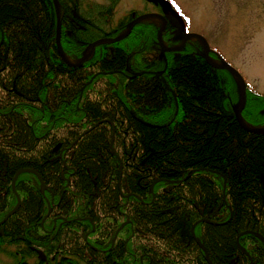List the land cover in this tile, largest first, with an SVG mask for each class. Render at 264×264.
<instances>
[{
    "label": "trees",
    "instance_id": "trees-1",
    "mask_svg": "<svg viewBox=\"0 0 264 264\" xmlns=\"http://www.w3.org/2000/svg\"><path fill=\"white\" fill-rule=\"evenodd\" d=\"M59 2L61 42L77 60L91 42L119 34L131 17L111 28L118 0ZM56 30L53 0H0V40L2 32L5 36L0 48V129L11 126L8 135L0 131V192L6 191L0 205L8 204V209L16 202L11 185L16 172L34 168L55 196L43 227L51 221V228L54 219L49 217L60 216L56 234L80 249L77 227L94 226L89 242L103 251L92 248V260L84 255L81 260L70 257L71 243H50V233L39 225L47 213L39 181L23 172L15 181L21 205L7 219L0 254L12 264H209L191 233L197 223L195 235L213 264H250V257L253 264H264V240L242 235L252 231L264 238V134L245 131L238 122L234 106L240 90L231 73L198 56L181 63L170 55L164 74L168 85L151 75L119 80L120 73L110 71H125V64L136 71L148 68L147 30L134 28L106 52L98 47L100 56L78 66L60 57ZM104 55L109 59L101 67L97 59ZM163 66L155 62L154 69ZM6 86L28 98L14 92L9 97ZM263 108L264 95L247 89L244 120L263 126ZM9 110L11 116L3 113ZM196 167L210 171L195 170L182 180ZM45 195L48 201L52 197ZM203 218L217 223L199 222ZM127 219L113 244L114 229ZM14 232L23 240L15 239ZM240 233L249 255L235 246ZM32 243L59 256L43 263L37 254L27 255ZM117 248L123 249L122 261L111 258Z\"/></svg>",
    "mask_w": 264,
    "mask_h": 264
},
{
    "label": "rangeland",
    "instance_id": "rangeland-1",
    "mask_svg": "<svg viewBox=\"0 0 264 264\" xmlns=\"http://www.w3.org/2000/svg\"><path fill=\"white\" fill-rule=\"evenodd\" d=\"M96 1H99L101 3L103 2L106 3V0H96ZM147 1L148 0H118V2L115 5V11L112 17L113 19H112L111 28L115 27L119 19H122L123 17L124 18H128L129 16L134 17L136 14H143L145 10H148L151 13H157L158 12L157 10H153L156 4L151 5ZM161 1L166 2L167 7L169 4V7H171L172 9L174 8V10L176 9V11L177 10L182 11L186 15H188L189 19L191 20L190 24H191L192 30L202 33L209 38L212 44V47L215 50H217L219 55H221L224 58V60H226V62L230 64V66L234 67L238 71V73L242 75L244 82H246V85H247L246 87L250 91H252V93L254 94L264 95V0H161ZM146 2L148 4H146ZM60 10H62V8H60ZM149 20L155 22L156 24L160 23V20L157 18H150ZM196 34L199 35V38L202 41L205 48L209 50V47L204 37L198 33ZM111 49L114 50V48H111ZM145 52H146L147 57H144V60L148 61V59H150L151 57L158 55L159 50L158 48L152 47L150 49H147V51ZM213 59L215 62L220 63V59H218V56L216 59L215 58ZM73 60H76V59H73ZM221 64H222V61H221ZM6 66L7 65H5L4 68ZM106 67L107 66H104V68ZM217 69H220V68H217ZM231 75L233 79H235V82H234L235 88H237L238 90L239 89L238 83H237L238 76H236L233 73H231ZM116 77L119 80H123V76L120 74H118ZM217 77L219 78L218 75ZM12 91L16 95L22 96V98L24 97L23 99H25L26 97L25 94L23 95L21 92L17 91L16 88L13 87ZM232 104H233V101L230 102V107L232 106ZM263 111H264V108H263ZM13 126H14V122L12 124V127ZM250 126L264 127V124L263 126H257V125H250ZM10 130H11V126L9 128L8 126H6V127H3V129H0L2 134H5V135H8ZM248 132L250 131L248 130ZM110 143L112 144V135L110 138ZM21 169H23V171H26V170L32 171L34 168L22 167ZM193 170L208 171L209 169L204 168V167H200V168L196 167L195 169H191L188 172L190 175L186 176L182 180H187L191 176ZM211 171L212 173H216V169H212ZM220 173H222V171ZM42 181H43V177H42ZM104 181H106V179ZM43 185L47 187L46 182L45 184L43 183ZM48 186L50 187V185ZM224 187H225V182L223 181V188ZM152 190L153 188L150 191ZM5 192L6 191L4 190V193ZM13 192L14 194L16 193L18 195V193L16 192V188H15V191L13 190ZM41 192L43 191L41 190ZM4 193H2V191L0 192V198L2 199L0 202H2L5 199V198H2L6 195V194L4 195ZM16 194H15L14 200L17 202L18 197ZM123 195L124 197H128L130 193H126V194L123 193ZM43 196L45 198V202L47 205V213L44 216H43L44 213L43 212L41 213L43 217L39 223L40 227H43L42 226V223L44 224L43 218L46 219L48 217V215L50 214V211L52 210V206L54 205L53 204L54 201L53 203L49 202L52 197H50L48 201L45 193L43 194ZM52 196L55 197L54 193ZM19 199H21L20 196H19ZM16 202L14 205L9 206L8 209H7L8 204H6L4 208L0 205V236H3L5 234L4 227L6 226V222L8 220H6L5 222L4 220L9 215V213L14 209V207L16 208L17 206ZM49 219L53 220L54 216H52V218L49 217ZM128 223L129 221H126V224ZM50 224H51V221L45 224L47 227L46 229L43 227L45 231L50 233V239H51L49 240L50 243L55 242L61 245L60 242L62 243L66 242V243H69L68 246H70V243H71L72 250L71 248L70 250L68 249V253L70 254V257L71 255H73L82 260L80 256L84 255L86 256V258H88V260L89 259L92 260L91 254H93L94 252L92 248H95V249L97 248L89 242V239H90L89 233L91 230H94V226H91L89 228H87V226L77 227L79 228L78 230H79V235L81 238L79 239V241L77 239V241L80 243V249H79L77 245L75 244V242L73 243V240L66 241L65 239V241H63L61 236L56 234L60 224L58 225L56 223L54 225V220H53L52 227L49 228L51 226ZM120 225L116 227L114 231L116 229H119ZM118 232L116 230L113 233L114 235L112 236L111 241L114 239V237L116 236ZM14 233H15V236H17L15 237V239L17 238L19 239V241L23 240L21 239V237L18 236L16 232ZM240 234L237 237V242L235 244L239 252L241 251V248L243 247L239 241ZM197 239L199 240V238ZM112 242L114 244V241ZM32 246L33 248L31 249V252L27 255L31 256L33 255L32 254L33 252L34 254H37L38 259L43 263H47V260L49 258L52 259L54 255L56 254L59 256L57 251H54L53 253H51L47 249H44L38 246L34 247L33 243H32ZM203 246L205 245L203 244ZM110 251H108V253H110ZM116 252L117 253L115 254V256L113 255L114 257H111V258L119 259L122 261L123 249L117 248ZM97 256L98 255H96L95 257ZM206 256H207L206 257L207 259L210 258L209 254H207ZM115 263L116 262H114L113 264ZM0 264H12V260L11 258L7 257V255L0 254ZM209 264H213L212 261L211 263L209 262Z\"/></svg>",
    "mask_w": 264,
    "mask_h": 264
},
{
    "label": "flooded vegetation",
    "instance_id": "flooded-vegetation-1",
    "mask_svg": "<svg viewBox=\"0 0 264 264\" xmlns=\"http://www.w3.org/2000/svg\"><path fill=\"white\" fill-rule=\"evenodd\" d=\"M147 2H149L151 5L152 4H156L155 5V7L153 8V10H157L158 12L157 13H160V14H162L163 16H162V19L161 18H157V19H159L160 20V23H158V24H156L155 22H153V21H151V20H149V19H146V20H143V21H141V22H139L138 24H136V26L134 27V28H136V27H138V28H141V29H145V30H147L148 32H147V44L145 45V47H146V49H150V48H152V47H155V48H158V50H159V52H158V55H155V56H153V57H151L150 59H148V68H146V69H142V70H138L137 72L138 73H140V74H138L136 77H139L140 75H151V76H156V77H161L163 80H164V82H165V84L166 85H168V83H167V81H166V78H165V76H164V74L166 73V71H167V69L169 68V56L170 55H173L175 58H176V61H179V62H181V63H185V62H187V61H190V60H192V59H190V58H193V56H198V57H200L201 59H203V60H205V58L203 57V55H202V53L204 52V50H203V46H202V44H201V42L198 40V39H196V38H191V39H189V40H187V42L185 43V47H184V49H182V50H170V51H167L166 52V55L165 56H163V57H161L160 55H159V53H160V50H161V47H160V44L158 43V33H159V30H160V27L161 26H164V31H163V37H162V40H163V44L166 46V47H168V48H177V47H181L182 45H183V40L182 39H177V27L175 26V24L173 23V21L171 20V17L174 15V12L173 11H175V13L179 16L178 18H182L183 19V21H184V24H182L181 23V21L179 22L180 23V27L181 28H183L184 27V32L185 33H198V34H200V35H202L203 37H204V39L206 40V43H207V45H208V47H209V50L208 51H210V55H211V57L212 58H217V54H219L218 52H217V50H215L213 47H212V44H211V42H210V40H209V38L206 36V35H204V34H202V33H199V32H197V31H195V30H192V28H191V20L189 19V17H188V15H186L184 12H182V11H179V10H177L176 11V9L174 10V8L172 9L171 7H169V4H168V7H167V3L166 2H162L161 0H148ZM146 2V4H148ZM161 2H162V4H161ZM150 5V6H151ZM157 7H159V8H157ZM145 13H151V12H149L148 10H145L144 11V13L143 14H145ZM139 15H142V14H136L134 17H130L129 19H127L126 21H124L123 23V25H124V27L125 26H127V24L130 22V21H132L134 18H136L137 16H139ZM163 20H166V23H164V21ZM133 28V29H134ZM123 30H124V28H123ZM122 30V31H123ZM115 31V30H114ZM121 31V32H122ZM133 31V30H132ZM132 31H131V33H132ZM120 32V33H121ZM119 33V34H120ZM130 33V34H131ZM138 33H141V31L139 30V32ZM119 34H117L116 36H118ZM129 34V35H130ZM128 35V36H129ZM116 36H105V37H103V38H107V37H116ZM127 36V37H128ZM151 37H152V39H151ZM2 39V38H1ZM111 44H113V43H107V42H104V43H102V44H99L98 46H96L95 47V51H94V55H93V58L92 59H94L96 56H100V54L99 53H101L102 54V51L101 52H99L97 55H96V53H97V48L98 47H101L102 49L101 50H103V52H106V48L107 47H111ZM154 44H155V46H154ZM114 52V51H113ZM121 55H123V52H121ZM215 55V56H214ZM109 56H105L104 55V57H102L101 59H97L98 60V62H99V65L101 66V63H103L104 61L105 62H107V59H109L108 58ZM147 57V56H146ZM91 59V60H92ZM90 61V60H89ZM206 62H207V60H205ZM155 62H159L162 66H163V68L162 69H159V70H156V69H154V64H155ZM108 63V62H107ZM152 64V65H151ZM102 67V66H101ZM163 69H165V72L162 74V75H160V76H157L155 73V71H160V70H163ZM128 71H129V75L131 74V72H132V70H136L135 68H132L131 70H129V69H127ZM124 72V71H123ZM122 76H123V79H128V80H131V79H133V78H135V77H128V75L126 76V73L124 74H122ZM199 78H202L203 76H198ZM9 81V80H8ZM190 86V85H189ZM200 87L201 86H204V84L203 83H201L200 85H199ZM9 86H6V90H7V92L9 93V97H12V95H11V93L13 92L12 91V88L10 89V88H8ZM216 87V86H215ZM192 88H194V87H192ZM5 90V91H6ZM7 92H3L2 91V94L4 95V96H6L7 95ZM172 95L174 96V99H175V101H176V105H177V111H178V100H177V98H176V92L174 91V90H172ZM12 107V106H11ZM12 108H14V107H12ZM43 113H45V110H43V109H40ZM2 111H3V109H2ZM3 113H7L8 115H10L11 116V112H10V110L9 111H4ZM55 120L56 119H54V122H55ZM54 122H53V124H54ZM145 123H148V122H145ZM52 124V125H53ZM97 124V123H96ZM149 124V123H148ZM114 136V135H113ZM60 145H61V143H57L56 144V146H59V149H60ZM72 145H74V143L72 144ZM58 154H59V157H61L62 156V154H61V152H59L58 151ZM58 162V161H57ZM27 169H29V168H27ZM194 172H195V170H194ZM26 173H31V174H33V175H35L36 177H37V179H38V181H39V190L41 191L42 190V175L36 170V169H33L32 171L30 170V171H26ZM60 175V172H59V170H57V176H59ZM188 176V175H187ZM14 177V176H13ZM44 181V180H43ZM45 183V182H44ZM12 184V183H11ZM47 187H46V190H45V193L46 192H49V193H51L52 195H53V191H52V189L48 186V184L46 185ZM59 192H61V191H59ZM42 194H44L43 192H41ZM53 197V196H52ZM53 199H54V197H53ZM21 200V199H20ZM54 201V200H53ZM53 201L51 202V203H53ZM55 203V202H54ZM53 203V204H54ZM56 205H57V203H56ZM57 217H59L60 218V216H57ZM57 217H55L54 218V225L57 223ZM44 219L45 218H43V221H44ZM42 226H43V223H42ZM112 241H114V240H112ZM113 243V242H112ZM120 246V245H119ZM121 246L123 247V245L121 244ZM98 249V251L100 250V251H103V250H101V249H99V248H97ZM112 249V247H110V250ZM104 251H106V250H104Z\"/></svg>",
    "mask_w": 264,
    "mask_h": 264
},
{
    "label": "bare ground",
    "instance_id": "bare-ground-1",
    "mask_svg": "<svg viewBox=\"0 0 264 264\" xmlns=\"http://www.w3.org/2000/svg\"><path fill=\"white\" fill-rule=\"evenodd\" d=\"M53 2H54V6H55V9H56V14H57V30H56V46H57V50H58V48L60 47L61 49H62V52H63V54L58 50V53H59V55H60V57L68 64V65H71V66H78V65H81V64H83V63H85V62H87V61H89V60H91L92 58H93V55H94V51H95V47L96 46H98L99 44H102V43H104V42H107V43H115V42H118V41H120V40H122V39H124V38H126L130 33H131V31L133 30V28L136 26V24H138L139 22H141V21H143V20H146V19H150V18H161L162 19V16L163 15H161V14H159V13H145V14H142L141 16L139 15V17L137 16V18H135V19H133L132 21H130L128 24H127V26H126V28L118 35V36H116V37H107V38H104L100 43H98V44H94V46L93 45H89L86 49H85V52H84V54H83V56L80 58V59H76V60H73V58H71L66 52H65V50H64V48H63V45H62V42H61V37H62V32H63V26H62V10H60V8H62L61 7V4H60V2H59V0H53ZM174 12V15L171 17V20L173 21V23L175 24V26L177 27V39H182L183 40V45L181 46V47H177V48H168V47H166L164 44H163V40H162V37H163V31H164V26H161L160 27V30H159V33H158V43L160 44V47H161V50H160V53H159V55L161 56V57H163V56H165L166 55V52L167 51H170V50H182V49H184V47H185V43L187 42V40H189V39H191V38H196V39H198L200 42H201V44H202V46H203V50H204V52L202 53V55H203V57L207 60V63H209L210 65H212L213 67H215V68H220V69H225V70H227L228 71V69L227 68H224V67H222L221 66V59L219 58V55L217 54V56H218V59H220V63H217V62H215L214 61V59L211 57V55H210V51H208L207 52V50L205 49V46L203 45V43H202V41L200 40V38H199V35H197L196 33H185L184 32V27L181 29V27H180V21H181V23L182 24H184V21H183V19L182 18H178L179 16L175 13V11H173ZM164 21V23H166V20H163ZM120 36H123L122 38H120V39H116V38H118V37H120ZM111 41H110V40ZM4 41H5V36H4V33L2 32V39L0 40V48H1V46L3 45V43H4ZM125 68H126V70L124 71V74L126 73V76L128 75V77H136L138 74H140V73H138L136 70H132V72H131V74L129 75V71L127 70V69H129V70H131L132 69V66L130 65L129 66V64H125ZM113 72H119L120 74H121V72H123V70H113V71H110V73H113ZM156 73V75L157 76H160V75H162L164 72H165V69H163V70H160V71H155ZM229 72V71H228ZM237 83H238V87H239V90H240V99H239V101H238V103L234 106V112H235V115H236V118H237V120L240 118V112L241 111H243V109H244V107H245V105H246V103H244V102H246L247 101V96H246V99H245V95H244V93H243V91H241L242 89L240 88V83H239V81H237ZM247 93V92H246ZM264 112V111H263ZM242 113V112H241ZM243 120V119H242ZM103 121V120H102ZM245 121V120H244ZM238 122H239V120H238ZM247 124V123H246ZM248 126H249V129H251L252 131L251 132H255V133H257V134H264V127H253V126H250L249 124H247ZM112 141H113V138H112ZM114 144V143H113ZM112 147V146H111ZM112 149H114V146L112 147ZM20 170H22V169H20ZM19 171V170H18ZM17 171V172H18ZM27 171V170H26ZM26 171H21L20 173H17L16 172V174H15V176H14V178H13V180H14V182L16 181V179L19 177V175L21 174V173H23V172H26ZM193 172H194V170H193ZM192 172V173H193ZM188 175H190V174H188ZM13 180H12V182H13ZM162 181V180H161ZM166 182H168L169 180H165ZM164 181V182H165ZM158 182V181H157ZM170 182H172V183H174V182H178V181H176V180H170ZM43 183H44V181H42V191H43V193H45V190H46V187L43 185ZM45 184V183H44ZM156 184V183H155ZM225 184H226V179H225ZM12 185V184H11ZM153 188V184L151 185V189ZM12 190H13V188H12ZM227 196V195H226ZM19 203V204H18ZM229 203V202H228ZM17 204H18V206L15 208V210L12 212H10L9 213V215L6 217V219L4 220V222L10 217V216H12L14 213H16V211L19 209V207H20V205H21V200H20V202H18L17 201ZM232 218V214H231V217L228 219V220H230ZM126 221H129V220H126ZM199 222H210V223H212V224H215V223H217V221L216 222H214V221H212L211 219H206V218H203V219H201ZM126 224V223H125ZM196 224L197 223H195L194 224V226H192V228H191V233H192V235H193V237H194V239H196V241H197V243L202 247V249L205 251V253H206V255L208 254V251H207V248L205 247V246H203L202 244H201V241H199L198 239H197V237H196V232L194 231V228H195V226H196ZM125 226V225H124ZM124 226H123V228H124ZM122 229V227H120L119 229H116L117 231H120ZM243 234H255V235H257V236H259L262 240H264L258 233H256V232H252V231H245ZM242 234V235H243ZM240 236H241V234H240ZM241 243V242H240ZM122 247V246H121ZM242 251L246 254V255H249V253H248V251L247 250H243L242 249ZM250 260H251V262H250V264H253V259L250 257ZM208 261L211 263V260H210V258H208Z\"/></svg>",
    "mask_w": 264,
    "mask_h": 264
},
{
    "label": "water",
    "instance_id": "water-1",
    "mask_svg": "<svg viewBox=\"0 0 264 264\" xmlns=\"http://www.w3.org/2000/svg\"><path fill=\"white\" fill-rule=\"evenodd\" d=\"M141 16V15H140ZM139 17V16H138ZM137 18V17H136ZM135 19V18H134ZM123 36H120V37H118V38H116V39H120V38H122ZM104 38H99V39H96L95 41H93V42H91L90 44L91 45H93L94 46V44H98V43H100L102 40H103ZM110 40V39H109ZM111 41V40H110ZM206 49V48H205ZM58 50L63 54V52H62V49L59 47L58 48ZM207 50V49H206ZM207 52H208V50H207ZM220 59H221V61H222V64H221V66L222 67H224V68H227L228 69V71L229 72H231V73H233V74H235L236 76H238L237 78H238V81H239V83H240V88L242 89L241 91H243V93H244V95H245V99H246V96H247V91H246V84H245V82H244V79H243V77H242V75H240L239 73H238V71L234 68V67H232V66H230V64H228L223 58H221V57H219ZM224 63V64H223ZM226 64V65H225ZM244 103H246V102H244ZM242 112V111H241ZM239 113L240 114V118L238 119L239 120V123L241 124V126L244 128V129H247V131L249 130L250 132L252 131L251 129H249V126L247 125V124H249V123H247L246 121H244V118L242 117V113ZM243 119V120H242ZM247 123V124H246ZM249 125H251V124H249ZM23 170V169H22ZM22 170H19L17 173H20ZM14 184H15V182H14V180H13V182H12V188H13V190L15 191V186H14ZM17 195V194H16ZM17 197H18V202H20V199H19V196L17 195ZM19 204V203H18ZM18 204H17V206H18ZM16 206V207H17ZM15 210V208L12 210V212ZM125 223H126V221L124 222V223H122L121 225H120V227H123L124 225H125ZM119 227V228H120ZM118 232V231H117ZM193 233V232H192ZM116 237V236H115ZM115 237H114V239H115ZM262 237V236H261ZM263 238V237H262ZM113 239V240H114ZM264 239V238H263ZM202 244V243H201ZM203 245V244H202ZM246 250L245 248H241V250Z\"/></svg>",
    "mask_w": 264,
    "mask_h": 264
}]
</instances>
